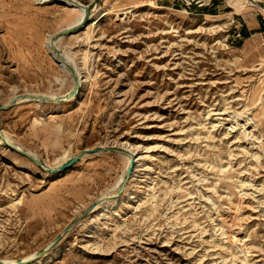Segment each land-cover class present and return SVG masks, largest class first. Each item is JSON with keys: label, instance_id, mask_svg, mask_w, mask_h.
I'll list each match as a JSON object with an SVG mask.
<instances>
[{"label": "rangeland", "instance_id": "1", "mask_svg": "<svg viewBox=\"0 0 264 264\" xmlns=\"http://www.w3.org/2000/svg\"><path fill=\"white\" fill-rule=\"evenodd\" d=\"M98 2L97 25L58 42L83 87L51 103L73 78L45 40L79 12L0 0V106L25 99L0 111V261L264 264V0ZM253 17L263 33L239 35ZM103 146L125 152L56 171ZM128 146L132 196L81 216L117 195Z\"/></svg>", "mask_w": 264, "mask_h": 264}, {"label": "bare ground", "instance_id": "2", "mask_svg": "<svg viewBox=\"0 0 264 264\" xmlns=\"http://www.w3.org/2000/svg\"><path fill=\"white\" fill-rule=\"evenodd\" d=\"M42 1H45V2H47V1H53V2H56V3H63V5H67V6H70V7H74L73 9H75L76 11H78L79 12V15L77 16V18L76 19H74L73 21H71L70 23H69V25H67V26H65L63 29H62V31H66V30H68V29H71V28H74V27H77V26H79V25H83V24H86V23H88V24H90V26H95V25H97V23L99 22V20L101 19L100 18V15H101V8L99 7V6H96V7H94L93 8V10H92V13H91V15L90 16H86V14H85V11H84V9L83 8H81V7H76V6H74L73 5V2H71V0H42ZM75 1V0H74ZM249 2V1H248ZM255 1H250V5L251 6H253V7H255V6H257V4L256 3H254ZM85 19H87L86 21H85ZM61 31V32H62ZM55 37V35H50V36H47L46 37V40H45V46H46V48L50 51V54H51V56H52V58L56 61V62H58L59 64H60V66H62V67H67V66H69L68 64H67V62H65V60L63 59V55L60 53V59L54 54L55 53V48L56 49H58L59 50V45H58V42L60 41V39L61 38H63V37H61V38H59V39H55L54 38ZM60 51V50H59ZM65 53V52H64ZM66 56H67V54H65ZM68 58H70V57H68L67 56V59ZM68 61H69V59H68ZM69 63V62H68ZM71 68V67H70ZM72 69V68H71ZM73 70V69H72ZM75 72V71H74ZM75 75L79 78V83H80V87L82 88L83 87V83L85 82V80L84 81H82V78H80V76H79V72L76 70V72H75ZM73 78V77H72ZM74 86H75V83H74V79H73V86H72V88L71 89H73L74 88ZM80 88V89H81ZM264 88V87H263ZM70 89V90H71ZM78 93H79V91L76 93V94H74L73 96H71V97H69V98H66V100L68 101V100H74L75 98H76V96L78 95ZM261 93V92H260ZM262 95V94H261ZM45 96H48V95H45ZM31 100H27V101H39L40 100V98H42V95H36L34 98L33 97H30V95L28 96ZM49 97H52V98H56V96H54L53 94H50L49 95ZM51 98V99H52ZM15 99V101H17V103H20L21 102V100H24L25 101V99H23V96L21 95V96H18V97H15L14 98ZM260 99H262V96H260ZM62 100H64V99H62ZM62 100H60V101H62ZM52 101H54V100H52ZM48 102H51V101H48ZM56 102V101H55ZM51 103H53V102H51ZM7 139V138H6ZM9 142V141H8ZM10 143V142H9ZM13 145V144H12ZM125 146V145H124ZM14 148L15 149H18V148H16L15 146H14ZM128 148H129V152L127 153V155L124 157L125 158V165H124V169H123V175H121V176H123V180L125 179L124 178V174H125V171L127 170V168H128V166H129V162H130V159H131V156L133 155L134 156V159H135V165H134V168H133V172H132V174L130 175V177H129V179H128V181H127V183H126V185H125V188L123 189V191H122V193L124 194V195H126L127 197H131L132 196V192H131V190H129V187H130V183H131V181H130V179L132 178V176H133V174H134V172H135V170H136V167H137V163L139 162V159H140V157H137L136 155V148L135 147H132V146H128ZM18 150H20V149H18ZM22 151H24V150H22ZM122 185V184H121ZM120 185V186H121ZM121 198V193L120 194H117V195H114V196H105V197H103V198H101L102 200H101V202L100 203H98V205H96L95 206V208L92 210V212H96V211H99V210H108V209H110V208H113L114 206H116V204L118 203V201H119V199ZM121 200V199H120Z\"/></svg>", "mask_w": 264, "mask_h": 264}, {"label": "water", "instance_id": "3", "mask_svg": "<svg viewBox=\"0 0 264 264\" xmlns=\"http://www.w3.org/2000/svg\"><path fill=\"white\" fill-rule=\"evenodd\" d=\"M71 2H73V5L76 6V7H81L84 9L85 11V14L86 16L88 17L90 15V6L88 5H83L77 1H74V0H71ZM87 19H85L86 21ZM85 24L83 25H79L77 27H74V28H71V29H68L66 31H62V32H58L55 34V39H59L61 37H65V36H68V35H71L73 33H76L82 26H84ZM55 55L59 58L60 57V51L58 49L55 48ZM60 59V58H59ZM67 68L69 69L73 79H74V83H75V86L73 89L69 90L66 94H63V95H59L57 96L55 99H51V98H48V97H44L42 98V100L44 101H60L62 99H66V98H69L71 96H73L74 94H76L78 91H80V83H79V78L75 75V72L69 67L67 66ZM23 96V95H22ZM16 103L15 99H11L6 105H1L0 106V111H5V110H8L9 108H11L12 106H14ZM2 138V141L5 143V145H7V147H9L10 149H12L13 151L17 152V153H20L22 155H24L25 157H27L28 159H30L31 161H33L34 163H37L45 168H48L45 163L43 161H41L40 159L34 157L33 155H31L30 153L28 152H25V151H22V150H18V149H15L14 146L8 142V140L5 138V137H1ZM125 152L123 149L121 148H117V147H98V148H87V149H82L81 151H79V153L73 155L67 162H65L61 167H59L58 169H56V171H62V170H65L67 169L68 167L72 166L74 163L78 162V160L83 157L84 155H89V154H93V153H102V152ZM134 165H135V159H134V156L132 155L131 156V159H130V162H129V166L127 168V170L125 171V174H124V181L122 183V185L118 188V191H117V194H120L122 193L123 189L125 188V185L130 177V175L132 174L133 172V168H134ZM50 171H54L53 169H50L48 168ZM102 199H97L96 201H94L91 205H89L81 214V216H84L86 215L87 213H89L90 211H92L96 205H98V203L101 202ZM71 227V225H68L67 227H65V229H63L62 231V234L65 233L69 228ZM61 234V235H62ZM61 235H59L58 237L55 238V240L49 245V247H52L53 245H55ZM25 261H21L19 263H24ZM0 264H4L2 261H0Z\"/></svg>", "mask_w": 264, "mask_h": 264}, {"label": "crops", "instance_id": "4", "mask_svg": "<svg viewBox=\"0 0 264 264\" xmlns=\"http://www.w3.org/2000/svg\"><path fill=\"white\" fill-rule=\"evenodd\" d=\"M83 5H88V6H97L99 3V0H75ZM264 18V17H263ZM242 29L244 31V33H246L249 36H253V35H257V34H262L263 33V29H262V25H261V21H259L258 19H255L254 17L251 18V20L249 21H244L242 24H240ZM247 37V38H248Z\"/></svg>", "mask_w": 264, "mask_h": 264}, {"label": "trees", "instance_id": "5", "mask_svg": "<svg viewBox=\"0 0 264 264\" xmlns=\"http://www.w3.org/2000/svg\"><path fill=\"white\" fill-rule=\"evenodd\" d=\"M240 34H242V35H243V37H245V38H247V37H248V35H247L246 33H244V31H243V30H240V31H239V35H240Z\"/></svg>", "mask_w": 264, "mask_h": 264}]
</instances>
